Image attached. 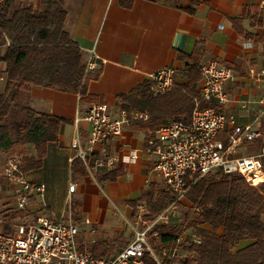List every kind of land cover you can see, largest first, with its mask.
Segmentation results:
<instances>
[{"label":"crops","instance_id":"crops-1","mask_svg":"<svg viewBox=\"0 0 264 264\" xmlns=\"http://www.w3.org/2000/svg\"><path fill=\"white\" fill-rule=\"evenodd\" d=\"M259 2L180 0L181 8H177L169 0H134L132 7L124 8L119 0H63V30L82 51L84 61L87 50L95 48L100 68L87 73L90 78L83 100L78 93L37 85H30L20 95L22 106L59 117L62 123L57 140L46 145L42 166L24 172L29 181L43 180L38 183L45 184L44 196H32L21 211L22 217L14 222H29L39 216L60 217L67 212V198L72 197L84 222L81 248L95 249L104 256L124 248L132 236L128 230L130 219L141 205L145 206L139 202L134 211L131 203L160 179L152 169L151 156L142 153L135 161L123 159L128 148H141L150 132L133 121L125 123L123 134L107 143V150L117 156L116 167H121L123 174L113 181L95 183L85 175L71 174L75 163L70 143L76 132L85 138L89 129L85 121L74 124L76 114H82L92 103L104 102L112 116L119 117L121 109H129L121 96L146 85L148 76L156 70L174 67L177 85H187L188 65L216 60L233 72L224 86L229 101L217 108L234 115L238 125L252 123L264 101V8ZM27 5L35 10L43 8L40 0H28ZM180 54L188 58H180ZM4 68L0 62V81L5 80ZM191 91L199 93L200 79ZM254 127L262 135L244 143L242 155H255L264 146V116ZM71 182L77 186L69 193ZM14 198L17 203L15 186L9 182L0 184V211L11 207L6 214L17 212L16 203L12 206ZM10 200L11 204L5 205Z\"/></svg>","mask_w":264,"mask_h":264},{"label":"trees","instance_id":"trees-1","mask_svg":"<svg viewBox=\"0 0 264 264\" xmlns=\"http://www.w3.org/2000/svg\"><path fill=\"white\" fill-rule=\"evenodd\" d=\"M41 10L31 5L14 6L10 0L0 7V62L5 85L0 89V153L12 152L14 144H31L34 153H21L19 168L22 172L38 169L46 153V145L57 140L62 119L54 115L38 113L19 102L20 95L30 85L53 88L64 92L78 93L83 100L86 95L88 77L84 72V57L68 33L63 30L66 17L61 4L63 0H40ZM195 1V0H192ZM174 7L181 8L180 0H169ZM124 8L132 7L134 0H119ZM6 41L9 46H4ZM180 58H188L180 54ZM188 84L176 85L171 90L154 96L148 85L122 95V100L132 110L146 111L150 119L134 121L140 129L155 132L160 116L171 120L188 122L193 110L191 86L200 79L198 64L186 67ZM1 74V72H0ZM97 77V74L93 78ZM207 104H203L205 107ZM22 107L24 116L16 121L8 118L16 108ZM10 157H14L10 155ZM71 168L72 176L85 175L79 161ZM264 168V157L262 158ZM123 174L121 167L101 171L98 181H113ZM187 202L198 212L200 222H190L194 233L200 237L198 244L177 239L184 233L180 226L156 224L153 238L149 242L155 252L179 250L178 257L164 259L163 264H264V182L258 186L249 185L235 174L217 172L199 178L185 196ZM175 201V195L168 188L151 183L132 202L133 210L139 202L145 205L144 220H153ZM18 209V208H17ZM22 210L5 215L0 220V229L13 232L11 225L22 217ZM204 225L201 228L199 225ZM244 245H241L244 243ZM95 256L103 254L91 250ZM145 264H155L147 254Z\"/></svg>","mask_w":264,"mask_h":264},{"label":"built area","instance_id":"built-area-1","mask_svg":"<svg viewBox=\"0 0 264 264\" xmlns=\"http://www.w3.org/2000/svg\"><path fill=\"white\" fill-rule=\"evenodd\" d=\"M8 1L0 0V7ZM259 6L264 8V0H260ZM9 45L10 42L6 41L4 46ZM84 64L85 73L100 68L94 47L87 50ZM198 69L200 91L199 96L193 98L190 120H170L160 125L155 132L149 133L141 148H128L129 153L123 159L124 162L135 161L142 153L151 156L152 169L175 195L174 203L185 198L190 187L208 174H235L251 186L264 182V146L258 154H241L244 143L262 135L254 124L264 116V101H261L263 107L258 110L252 123L238 125L234 115L217 108L229 101L224 86L233 76L232 69L216 60L200 64ZM175 77L174 67H162L148 76V88L154 95L167 92L177 85ZM204 103L207 104L205 107ZM128 112L121 109L119 117H114L106 103L95 102L74 118L76 126L80 121H85L89 129L85 138L76 132L72 139V161H79L85 176L95 183H99L101 171L115 169L118 161L117 156L107 150V143L123 134L125 123L147 118L145 113L135 112L130 117ZM3 175L15 186L19 210L25 209L32 196L43 198L45 184L27 180L17 158H8ZM76 186L75 182H71L68 192L72 193ZM145 211V206L141 205L132 216L131 240L112 256H95L81 248L77 240L79 229L70 214L57 218L39 216L29 222L13 224L11 233L0 229V264H145L146 254L155 264H163L165 258L172 260L178 257L176 245L170 250H162L160 255L148 238L150 233L153 238L158 237L153 232L154 225L168 224L170 208L149 221L143 219ZM186 241L198 244L200 237L184 232L177 239V245Z\"/></svg>","mask_w":264,"mask_h":264},{"label":"rangeland","instance_id":"rangeland-1","mask_svg":"<svg viewBox=\"0 0 264 264\" xmlns=\"http://www.w3.org/2000/svg\"><path fill=\"white\" fill-rule=\"evenodd\" d=\"M13 4H14V6H17V5L26 6L28 4V0H13ZM4 85H5V80L0 81V89H2ZM154 96H157V95H154ZM127 110L129 111L128 113L130 114L129 115L130 117L135 112L147 114L146 119H138V121L142 120V121L147 122L151 117L150 114L146 111H137V110H132L130 108ZM23 116H24V111L22 110V107L19 106L9 116L8 123L10 121L19 120ZM159 120H160V124H159V126H160L166 122H169L171 119L161 115ZM132 123L134 124V121ZM257 146L258 145L255 144V147L258 150ZM248 148L252 149V148H254V146H248ZM11 149H12V152L0 153V184H6V183L8 184L7 180L5 179V177L3 175V168L7 164L8 158L10 157V155L14 156L15 158H17L19 160L21 153H28V152L34 153V149H33V146L31 144H28V145L14 144V145H12ZM259 152H260V149L256 154H258ZM38 182H43V180H39ZM157 184L161 188H167L161 180H158ZM11 200L7 203L5 202V205H7L9 203L11 204ZM15 203H16V201L14 198L12 201L13 207H15ZM16 205H17V203H16ZM66 205L68 208H67V212L65 213V215H67L70 211V216H71L73 222L77 225V227L79 229V233L77 235V240H78V244H79V241L82 240L84 235H85L84 231L81 230L84 227V222L83 221L81 222V220L83 219L81 217V209L78 206V204L76 203V201L73 200L72 197L67 198ZM168 208H170L169 222L168 223L172 224L174 226H180L179 229H183V231L185 233L191 232L193 230L192 226H189L190 222H195L198 224L201 220L199 215H198V212L191 206V204L189 202H187L186 198H183L180 202L172 203ZM10 209H11V207H6L4 210L0 211V220L5 219L6 212ZM263 219H264V216H263ZM130 221H132V219H130ZM19 222H21V221H19ZM86 226H88V225H86ZM199 227L203 228L205 226L200 224ZM128 230H131V234H132V229L130 226H129ZM244 244H245V242L242 243L241 245H244Z\"/></svg>","mask_w":264,"mask_h":264}]
</instances>
